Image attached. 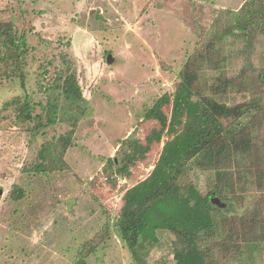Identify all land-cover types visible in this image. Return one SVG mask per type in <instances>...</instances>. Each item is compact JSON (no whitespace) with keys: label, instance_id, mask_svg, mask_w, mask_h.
Segmentation results:
<instances>
[{"label":"rangeland","instance_id":"rangeland-1","mask_svg":"<svg viewBox=\"0 0 264 264\" xmlns=\"http://www.w3.org/2000/svg\"><path fill=\"white\" fill-rule=\"evenodd\" d=\"M20 1L26 11L20 26L28 32L37 57L47 56L57 68L62 67L61 58L68 57L83 101L70 111L59 92L42 93L47 109L35 110L54 124L34 137L15 124L13 107L5 106L30 94L34 79L26 90L18 84L0 87V264H75L83 245L107 225L110 236L88 255L87 263L135 264L115 233L113 218L123 193L149 175L163 144L134 165L127 180L115 177L107 161L120 162L117 152L125 149L119 150V145L130 135L143 141L154 124L143 122L144 113L162 96L174 93L177 75L192 54L208 51L219 39L212 27L222 13L237 12L246 0ZM9 5L10 0H0L1 20L16 18L1 12ZM221 44L224 55L234 52L227 62L229 76L243 67L264 74L263 39L255 41L247 56L240 55L242 45H232L229 38ZM49 67L47 76L52 74ZM216 75L205 72L211 82ZM254 78L264 96V84ZM248 101L232 95L228 106ZM255 133L263 137L262 131ZM62 137L52 167L46 174L33 172L43 144ZM200 170H192L189 180L206 195L213 188V175ZM19 189L23 196L15 200L12 193ZM233 194L237 201L212 196L215 205L223 204L213 214L218 230L220 223L224 232L231 230L232 216H256L262 233L264 187L256 185L253 174L235 172ZM157 237L158 243L143 257L145 263L180 264L175 238L163 229ZM250 257L252 264H264L257 249Z\"/></svg>","mask_w":264,"mask_h":264},{"label":"trees","instance_id":"trees-1","mask_svg":"<svg viewBox=\"0 0 264 264\" xmlns=\"http://www.w3.org/2000/svg\"><path fill=\"white\" fill-rule=\"evenodd\" d=\"M1 12L16 18L0 19V87L18 84L26 90L34 79L30 94L25 92L5 106L15 110V124L36 137L54 124L35 110L47 109L42 93L59 92L72 111L83 101L80 82L68 57L61 58V68L47 56L37 57L28 32L20 26L26 14L22 1L10 0ZM212 28L219 39L208 51L192 54L177 75L174 93L162 96L144 113L143 122L154 124L143 141L130 135L119 145V150L125 149L117 152L120 162L115 158L107 161L106 168L113 169L115 177L127 180L131 168L163 144L149 175L123 193L113 218L115 233L135 264H147L143 257L158 243L160 229L175 238L180 264H252L250 254L256 249L264 257L259 218L232 216V229L224 232L220 223L218 230L213 214L222 209L212 199L238 200L233 194L235 172L253 174L256 185L264 187V96L254 81L256 77L264 84V74L243 67L229 76L227 62L234 52L224 55L221 44L229 38L232 45H242L238 52L247 56L255 41L264 40V0H246L237 12H223ZM48 65L52 70L49 76ZM206 71L217 73L212 82L206 79ZM232 95L249 101L229 107ZM257 131H262L263 137H258ZM64 139L51 143L55 152L50 143L43 144L33 172L46 174ZM195 168L213 175V188L206 195L189 180ZM22 196L20 189L12 193L15 200ZM109 236L107 225L96 239L83 245L75 264H88V255ZM216 243L218 247L212 245Z\"/></svg>","mask_w":264,"mask_h":264},{"label":"water","instance_id":"water-1","mask_svg":"<svg viewBox=\"0 0 264 264\" xmlns=\"http://www.w3.org/2000/svg\"><path fill=\"white\" fill-rule=\"evenodd\" d=\"M113 61L112 57L110 55L107 56V64H111ZM216 205L219 206L220 208L223 206L219 201H216Z\"/></svg>","mask_w":264,"mask_h":264}]
</instances>
